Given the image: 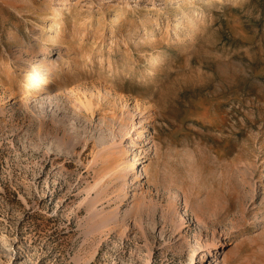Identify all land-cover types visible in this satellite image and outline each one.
Wrapping results in <instances>:
<instances>
[{"label": "rangeland", "instance_id": "374dc122", "mask_svg": "<svg viewBox=\"0 0 264 264\" xmlns=\"http://www.w3.org/2000/svg\"><path fill=\"white\" fill-rule=\"evenodd\" d=\"M0 67V264H264V0H0Z\"/></svg>", "mask_w": 264, "mask_h": 264}, {"label": "bare ground", "instance_id": "6f19581e", "mask_svg": "<svg viewBox=\"0 0 264 264\" xmlns=\"http://www.w3.org/2000/svg\"><path fill=\"white\" fill-rule=\"evenodd\" d=\"M176 38V37H175ZM183 40V39H182ZM175 42H180V40H177V39H175ZM105 51H107V52H104L103 54H110V52H113V51H110V49H105ZM114 54V53H113ZM116 54V53H115ZM110 60V59H109ZM10 62V61H9ZM8 66V65H7ZM2 67V66H1ZM0 67V68H1ZM1 71V70H0ZM82 103V102H81ZM90 105H91V103H90ZM86 106V105H85ZM88 107V106H87ZM91 107V106H90ZM146 108V107H145ZM59 129V128H58ZM76 129V128H75ZM88 129V128H87ZM90 129V128H89ZM62 131V130H61ZM78 132V131H77ZM89 132V131H88ZM65 135V134H64ZM68 136V135H67ZM77 136H78V134H77ZM76 136V137H77ZM79 136H80V133H79ZM78 136V137H79ZM80 138V137H79ZM78 138V139H79ZM80 144V140L78 141V144L77 145H79ZM88 144V143H87ZM89 146V145H88ZM243 209V208H242ZM225 212V211H224ZM216 213V212H215ZM220 220V219H219Z\"/></svg>", "mask_w": 264, "mask_h": 264}]
</instances>
